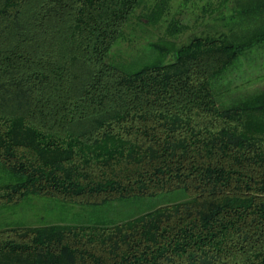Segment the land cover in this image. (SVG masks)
<instances>
[{
  "label": "trees",
  "instance_id": "obj_1",
  "mask_svg": "<svg viewBox=\"0 0 264 264\" xmlns=\"http://www.w3.org/2000/svg\"><path fill=\"white\" fill-rule=\"evenodd\" d=\"M142 2L0 0V210L186 198L120 220H0V264H264V88L232 104L216 89L264 46V0L210 1L208 28L159 46L167 62L108 63Z\"/></svg>",
  "mask_w": 264,
  "mask_h": 264
},
{
  "label": "rangeland",
  "instance_id": "obj_2",
  "mask_svg": "<svg viewBox=\"0 0 264 264\" xmlns=\"http://www.w3.org/2000/svg\"><path fill=\"white\" fill-rule=\"evenodd\" d=\"M160 0H143L123 29L121 37L112 46L106 61L121 68L134 70L147 62L161 59L170 60L172 53L163 55L159 46L166 48L173 44L179 46L187 42L194 33H200L206 27L207 14L204 8L211 10L216 0H170L162 15L154 22L148 15ZM210 1L212 3L210 4ZM178 27L170 33V27ZM184 26V27H182ZM154 44L158 45L155 46ZM218 85V86H217ZM216 89L223 104H232L264 88V46L245 51L236 64L230 67L223 79L217 82ZM11 181L8 173L0 171V184ZM182 190L162 193L155 197L135 198L125 202H111L104 207L85 208L77 212L73 207L59 206L54 200L33 196L15 208L0 210L3 223H23L41 225L53 221L120 220L134 214L152 209L158 204L185 199ZM69 208V209H68Z\"/></svg>",
  "mask_w": 264,
  "mask_h": 264
}]
</instances>
